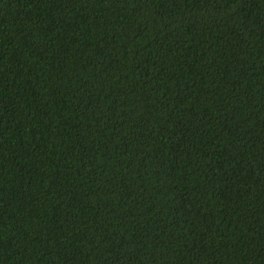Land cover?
Here are the masks:
<instances>
[{"label": "trees", "instance_id": "trees-1", "mask_svg": "<svg viewBox=\"0 0 264 264\" xmlns=\"http://www.w3.org/2000/svg\"><path fill=\"white\" fill-rule=\"evenodd\" d=\"M0 264H264V0H0Z\"/></svg>", "mask_w": 264, "mask_h": 264}]
</instances>
